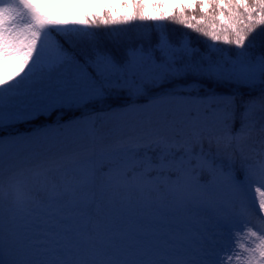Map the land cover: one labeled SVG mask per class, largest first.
Segmentation results:
<instances>
[{
	"label": "snow or ice",
	"instance_id": "1",
	"mask_svg": "<svg viewBox=\"0 0 264 264\" xmlns=\"http://www.w3.org/2000/svg\"><path fill=\"white\" fill-rule=\"evenodd\" d=\"M0 264H264V0H0Z\"/></svg>",
	"mask_w": 264,
	"mask_h": 264
},
{
	"label": "rangeland",
	"instance_id": "2",
	"mask_svg": "<svg viewBox=\"0 0 264 264\" xmlns=\"http://www.w3.org/2000/svg\"><path fill=\"white\" fill-rule=\"evenodd\" d=\"M170 25L172 27L171 30L169 31L170 34L179 35V33L182 32V31L175 32L176 28L174 27V24H170ZM183 32H185V31H183ZM200 48H201L202 51L204 50V46H202ZM52 119H54V117ZM126 119H136V117L130 116V117H127ZM50 122H51L50 120H41V121H37V122L31 123V124H24L22 126H18L13 131L14 132L18 131V132L23 133V132H26L29 129L37 128V127H40L42 124H46V123H50ZM64 135L71 140V139L78 138L80 135H82V132L79 131V130H72V131L66 132ZM51 143L52 142L49 141L50 145H51ZM13 151L20 153V158L21 159H24V158H26V157H28V156H30L32 154L31 151L26 146H23V145L19 146L18 148L13 149Z\"/></svg>",
	"mask_w": 264,
	"mask_h": 264
},
{
	"label": "trees",
	"instance_id": "3",
	"mask_svg": "<svg viewBox=\"0 0 264 264\" xmlns=\"http://www.w3.org/2000/svg\"><path fill=\"white\" fill-rule=\"evenodd\" d=\"M125 27H132V26L131 25H128V26H125ZM174 27L176 28L175 32H179V31H182V32L185 31V32H187V31H189L188 29H182L179 25H176V24H174ZM171 28H172L171 25L168 24V30L169 31L171 30ZM196 36H197V34L193 32L192 33V37L194 39V43H196V46L202 47L203 44H201L199 41L196 40Z\"/></svg>",
	"mask_w": 264,
	"mask_h": 264
}]
</instances>
